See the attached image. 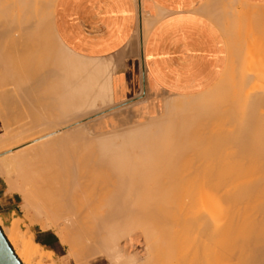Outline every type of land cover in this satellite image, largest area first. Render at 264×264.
Masks as SVG:
<instances>
[{
  "label": "bare ground",
  "instance_id": "6f19581e",
  "mask_svg": "<svg viewBox=\"0 0 264 264\" xmlns=\"http://www.w3.org/2000/svg\"><path fill=\"white\" fill-rule=\"evenodd\" d=\"M54 1L0 0V171L23 199L0 229L20 262L264 264V4L221 24L214 86L96 132L118 111L76 121L111 103L109 86L53 51ZM25 220L55 229L66 262Z\"/></svg>",
  "mask_w": 264,
  "mask_h": 264
},
{
  "label": "crops",
  "instance_id": "0c3cea01",
  "mask_svg": "<svg viewBox=\"0 0 264 264\" xmlns=\"http://www.w3.org/2000/svg\"><path fill=\"white\" fill-rule=\"evenodd\" d=\"M238 3L264 0H55L51 26L62 60L77 56L88 63L89 74L109 86L111 103L98 100L99 107L96 102L76 121L114 111L135 113L138 120L151 114L146 97L152 90L172 96L207 90L226 67L228 43L221 24ZM8 187L0 171L2 227L20 211L19 193ZM34 236L59 258L64 255L53 231L40 229Z\"/></svg>",
  "mask_w": 264,
  "mask_h": 264
},
{
  "label": "rangeland",
  "instance_id": "374dc122",
  "mask_svg": "<svg viewBox=\"0 0 264 264\" xmlns=\"http://www.w3.org/2000/svg\"><path fill=\"white\" fill-rule=\"evenodd\" d=\"M240 5V4H239ZM49 26H50V24H49ZM50 29V31H48ZM48 30H47V32L49 33V35H48V33H47V35L50 37V42L53 44V49L55 50V51H57V52H63V49H62V47H61V45H60V43H59V41L55 38V36H54V34H52L53 32H52V30H51V26H50V28H49ZM51 33V34H50ZM51 35H53V36H51ZM53 37V38H52ZM52 40V41H51ZM53 40H55V41H53ZM56 42V43H55ZM54 44H56V45H54ZM228 58H229V54H228ZM227 62H228V59H227ZM226 66H227V64H226ZM225 69H226V67H225ZM225 69H224V71H225ZM223 71V72H224ZM220 79V78H219ZM217 83V82H216ZM215 83V84H216ZM215 84H213L212 86H214ZM211 86V87H212ZM211 87H209V89L211 88ZM203 93V92H202ZM202 93H199V94H202ZM199 94H196V95H191V97L192 96H197V95H199ZM182 97H186V96H172V95H169V94H166V93H164V92H162V91H151V92H148L147 93V97L146 98H150L151 100H153L154 102H156V104L158 105V106H160L161 108H163L166 104H167V102L169 101V100H174V99H178V98H182ZM189 97V96H188ZM145 98V99H146ZM98 102V101H97ZM100 103H102L101 101H100ZM100 103L98 102V104H97V106L99 107V105H100ZM120 116H123V114L122 113H119V114H115L114 116H112V117H109V118H112V120H110L109 121V118H105V119H102V120H100V121H97V122H94V123H92V125H91V129L92 130H94V131H96V132H103V131H107V130H109V129H111V128H119V127H121L122 126V118L123 117H120ZM91 118H93V117H91ZM127 117L125 116V119H123V120H128V119H126ZM29 138H33L32 136H30ZM30 142H33V140H29V141H26V142H23V143H20L19 145H15L14 147H12L13 149H17V148H20V147H22L23 145H25V144H27V143H30ZM1 153H3V152H0V154ZM30 155V158H35V155H36V153H33V154H29ZM15 200H16V202L19 204V206H20V211L17 213V215H18V217H23V210L21 209L22 208V204H23V199H22V197L20 196V194L19 195H17L16 197H15ZM24 224V225H23ZM27 225V226H26ZM1 227V226H0ZM2 228V227H1ZM21 228L23 229V230H26V229H28L29 228V230L33 233V236L35 235V233L38 231V230H40V229H42L41 228V226L39 225V223H38V221H36V222H33V223H29L28 221H24V223H22V225H21ZM43 230H45V229H43ZM46 230H51V231H53L55 234H56V236H57V238H58V240L62 243V241L60 240V238H59V236H58V234L56 233V231H55V229L54 228H47ZM34 239H35V236H34ZM67 251H68V248H67V245H65V244H63L62 243V248H61V254H64L62 257H58L57 255H55V254H53V258L54 259H56V260H62L63 262H66V258L65 257H67ZM70 264H76L74 261H71V263Z\"/></svg>",
  "mask_w": 264,
  "mask_h": 264
},
{
  "label": "water",
  "instance_id": "95a60500",
  "mask_svg": "<svg viewBox=\"0 0 264 264\" xmlns=\"http://www.w3.org/2000/svg\"><path fill=\"white\" fill-rule=\"evenodd\" d=\"M1 228V227H0ZM0 264H22L0 229Z\"/></svg>",
  "mask_w": 264,
  "mask_h": 264
}]
</instances>
